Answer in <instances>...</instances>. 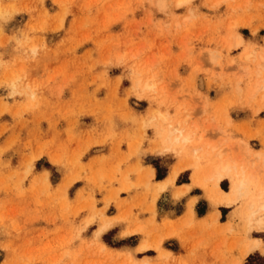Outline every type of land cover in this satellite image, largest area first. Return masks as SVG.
Listing matches in <instances>:
<instances>
[{"label": "rangeland", "instance_id": "1", "mask_svg": "<svg viewBox=\"0 0 264 264\" xmlns=\"http://www.w3.org/2000/svg\"><path fill=\"white\" fill-rule=\"evenodd\" d=\"M164 2L0 0V264L239 261L245 189L205 222L216 177L174 186L264 157V0Z\"/></svg>", "mask_w": 264, "mask_h": 264}, {"label": "bare ground", "instance_id": "2", "mask_svg": "<svg viewBox=\"0 0 264 264\" xmlns=\"http://www.w3.org/2000/svg\"><path fill=\"white\" fill-rule=\"evenodd\" d=\"M190 0H178V5H183L184 3L189 2ZM160 2L165 3L164 0ZM166 4V3H165ZM237 43L240 44L243 41V37L240 34L236 35ZM180 137L186 139L187 136L179 135L176 137L178 140ZM236 163L232 160L218 161L215 166H213L212 177H216V183L214 184V190L220 195L221 199L219 203L231 204L236 199L240 198L242 194L241 189H245L244 192V201L240 207V214L245 220V235L246 243L241 249L240 259L236 264H243V260L250 255L252 252L259 251L264 253V240L259 237L252 236L254 224L258 230H264V186L251 190L249 187L250 183V174L246 173L247 170L238 172L236 170ZM235 173V175L233 174ZM246 173V174H245ZM176 175V171L174 172ZM234 175V176H233ZM228 176L232 178V189L231 192H224L218 186L217 183L223 177ZM160 188H164V184L160 185ZM214 204V203H213ZM193 202L189 204L190 212L192 211ZM217 215V211H215ZM263 232V231H258Z\"/></svg>", "mask_w": 264, "mask_h": 264}, {"label": "crops", "instance_id": "3", "mask_svg": "<svg viewBox=\"0 0 264 264\" xmlns=\"http://www.w3.org/2000/svg\"><path fill=\"white\" fill-rule=\"evenodd\" d=\"M249 149L251 150V148L249 147ZM259 153H261L260 151H257V152H255V151H252L251 150V155H254V159L253 160H251V159H249L250 161H251V163H252V167L249 169V170H247V172L246 173H248V174H253L254 172L256 173V169H261L259 172H262L261 174L262 175H264V157H263V155L262 156H256V155H258ZM250 155V156H251ZM182 159V158H181ZM184 160V159H183ZM218 162V161H217ZM217 162H214V163H205V164H203L202 166H201V168H199V169H195V168H193L191 165H189L190 167H191V169H192V171H190V173H189V176H188V179H189V181L188 182H183V183H180V184H175V186H174V189H175V191H177L178 189H180V188H183L184 186V189H186V191L189 189V192H192L193 191V189H195L194 187H190L189 188V186L188 185H191V181L193 180V181H195V180H197V181H202V180H204L205 178H207L208 179V177H210L211 175H212V172H213V166H215L216 165V163ZM178 164H179V162L177 161V162H174V163H172V165L169 167V169H168V172H167V174L165 175V178L163 179V180H165V181H157V183H155L154 185H157V184H162V183H165V182H168V185H171V184H173L174 183V181L182 174V172L184 171L183 169L182 170H180L181 169V167H179L178 166ZM239 170V169H238ZM176 171V175H174V172ZM151 174L152 175H154L155 174V170H153L152 168H151ZM224 178H228V180H229V187L230 188H232V178H230V177H228V176H225V177H223L220 181H218V183H217V186L222 190V191H224V192H229L230 190H228V191H225V190H223L221 187H220V182L222 181V180H224ZM203 188H205L204 186H203ZM174 189H172V191H174ZM197 189H201V188H197ZM206 190H205V194L207 195V194H209V192H208V189L207 188H205ZM183 190V189H182ZM202 192V190H200V193ZM202 195H203V193H201ZM194 195V196H199V197H197L196 198V201H195V199H192L189 203H188V207H187V210H186V217L187 218H195L196 217V212H195V205L197 204V202L201 199V196L202 195ZM192 197V196H191ZM209 201H210V203H211V209H210V207L209 208H207V210L205 211V214L203 215V218H202V220L203 221H205V222H210V218L213 216V215H215L216 217H218L219 218V216H220V211H219V209L217 208L219 205H223V206H231V205H229V204H224V203H219V204H217V205H214L213 203H212V201L209 199ZM191 202H193V205H192V211L190 212V207H189V204L191 203ZM215 211H217V215L215 214ZM236 211V208L234 209V210H232L231 211V213L233 212H235ZM233 213L230 215V217H229V221H230V218L233 216ZM229 221H227L226 222V224L229 222ZM227 227V226H226ZM142 244V243H141ZM140 244V245H141ZM165 252H167V253H171V254H174V251H172V250H166Z\"/></svg>", "mask_w": 264, "mask_h": 264}, {"label": "trees", "instance_id": "4", "mask_svg": "<svg viewBox=\"0 0 264 264\" xmlns=\"http://www.w3.org/2000/svg\"><path fill=\"white\" fill-rule=\"evenodd\" d=\"M254 257L250 256L246 264H257Z\"/></svg>", "mask_w": 264, "mask_h": 264}]
</instances>
